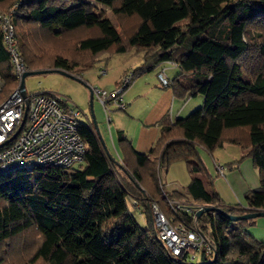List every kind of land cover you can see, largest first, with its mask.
I'll list each match as a JSON object with an SVG mask.
<instances>
[{
	"label": "trees",
	"instance_id": "1",
	"mask_svg": "<svg viewBox=\"0 0 264 264\" xmlns=\"http://www.w3.org/2000/svg\"><path fill=\"white\" fill-rule=\"evenodd\" d=\"M15 6L12 24L28 72L74 77L107 54L135 52L143 65L131 84L171 64L179 70L172 80L160 73L173 96L204 103L185 118L162 120L147 155L120 135L116 157L92 124L80 125L81 168L0 175V264H191L189 254L174 257L160 240L149 215L154 204L173 225L202 235L211 249L201 253L204 264H264V240L249 232L256 219L232 222L216 211L197 218L198 211L170 205L232 216L264 212V0H0V13ZM0 77L10 93L15 76L1 30ZM226 145L239 147L258 170L260 186L246 195L247 207L225 203L201 159L200 148L212 154ZM177 163L191 181L182 192L167 191L164 174ZM128 197L149 227L129 212Z\"/></svg>",
	"mask_w": 264,
	"mask_h": 264
},
{
	"label": "built area",
	"instance_id": "2",
	"mask_svg": "<svg viewBox=\"0 0 264 264\" xmlns=\"http://www.w3.org/2000/svg\"><path fill=\"white\" fill-rule=\"evenodd\" d=\"M16 8L8 13H0V30L15 76V87L8 94H4L5 81L0 77V175L34 168H72L82 164L86 155V146L79 134L78 118L82 112L52 92L28 94L26 91V95L22 94L21 83L28 68L19 52L12 24ZM106 73L105 69L99 72L100 75ZM133 75L126 73L122 84L114 91L92 89L93 97L103 106L107 117L111 108L126 110L123 95L131 85ZM158 78L162 86H168L164 73H160ZM216 171L224 176L226 168L216 164ZM170 205L174 206V212L185 210L190 215L202 209L183 208L173 202ZM133 207L140 214L143 213L138 201H133ZM151 207L160 240L174 257L188 254L190 250L210 253V247L196 229L184 223L173 225L155 204ZM195 258L196 254H193L192 259Z\"/></svg>",
	"mask_w": 264,
	"mask_h": 264
},
{
	"label": "rangeland",
	"instance_id": "3",
	"mask_svg": "<svg viewBox=\"0 0 264 264\" xmlns=\"http://www.w3.org/2000/svg\"><path fill=\"white\" fill-rule=\"evenodd\" d=\"M110 19L115 21L112 16H110ZM185 23V20L181 21L177 26H183V24ZM127 57L128 56H126L125 54H116L113 56L107 54L103 56L101 61L96 63L92 68L86 70L76 69L75 71H73V76L75 77L77 74H79L83 78L82 80L73 79L56 72L30 75L27 76L24 80L25 89L28 94L47 91L55 93L61 99L67 100L69 104L75 106L82 112V116L78 118V122L81 126L91 125L93 109L96 123L98 124V128L103 140L105 139L111 142L110 131H113V133H115L112 138L116 141V131L112 129L113 124L109 126L103 106L96 98H93V108L91 106V90L94 88H99L110 92V90L115 85V82L118 80L119 71L121 70L124 59H126ZM101 69L107 70V73L104 75H100L99 72ZM119 112L124 114V112L122 111ZM109 116L112 117L111 113H109ZM110 148H112V145ZM238 149L239 151H242L237 146L226 145L223 148H219L214 153L210 154L206 150L200 148L201 159L205 163L209 175L213 179L214 187L216 190L220 191V194L226 200L227 198L229 200H233L232 198H236V192L240 189V185L235 176L226 178L225 175V177L220 176V178H218L216 172V162L226 167L227 175L228 173L232 174L234 172H237L242 182L247 183V185L258 179V170L253 167V160L249 157H244L243 159L242 157H239L236 153V150L238 151ZM234 157H239L238 165L242 166V173L240 172L236 164H234L233 162L229 163L230 161L228 160ZM82 166L83 164H77L73 169H79ZM253 169H255V171ZM164 181L165 184L168 185L167 187H165L167 191L182 192L190 183L191 177L187 171L186 165L183 163H177L173 164L169 168L168 172L164 174ZM258 188L259 186L256 189ZM244 200H246L245 197ZM127 205L129 212L134 216L139 226L144 229L149 227L148 217L145 214L141 215L133 208L131 197L127 198ZM257 221H259L258 224ZM262 221H264V217L256 219V225L249 228L250 234L255 233L256 236L259 237L257 238L252 234L257 239L263 238L264 235V225L261 224ZM188 254L190 256L191 264L205 263V261L202 260L201 253L190 250ZM193 254H196L195 260H191V256ZM27 259L28 258L23 257L21 261H26Z\"/></svg>",
	"mask_w": 264,
	"mask_h": 264
},
{
	"label": "crops",
	"instance_id": "4",
	"mask_svg": "<svg viewBox=\"0 0 264 264\" xmlns=\"http://www.w3.org/2000/svg\"><path fill=\"white\" fill-rule=\"evenodd\" d=\"M125 55L128 57L124 59L121 70L119 71L118 80L115 82V85L110 91H114L119 87L120 82L126 73H133L136 69L140 68L143 65L142 54L130 52L126 53ZM163 71L169 80H172L179 73V70L176 66L166 64L162 67L161 70L141 74L124 92L123 99L126 103V110L122 111L124 112V114L119 112V110H117L116 108H111L110 113L112 117L108 116L107 121L109 118V126L113 124L112 129L116 131L117 140L115 141L112 138L115 133H113V131H110L111 142L105 139L104 140L112 155H114L115 153L114 156L117 157L120 153V149L118 147V137L120 135L127 138L136 152H138L139 154H149L154 144L159 140L160 123L162 122V120L167 117L172 121H175L179 118H185L187 115L203 106L204 100L201 96L188 98L186 101L176 99L173 96L171 89L162 86L158 78L159 73ZM111 145L113 149L110 148ZM236 153L239 157H242V151H239L238 149V151L236 150ZM239 157L231 158L228 161H230L229 163H235L236 161H238ZM216 163L218 164V162ZM237 166L242 173V166ZM253 170L255 171V169ZM226 172L227 169L224 173V177L225 175L226 178L235 176V178L239 182L240 189L236 192V198H232L233 200H229L227 198L226 200L220 194L219 190H217V192L220 194L226 204L247 207V203L246 200H244V197H246L249 192L260 186L258 183L259 175L257 180L247 185V183L242 182L237 172H234L232 174L228 173V175L226 174ZM217 177L220 178L218 172ZM167 186L168 185L166 184V187ZM258 223L259 221H257V224ZM261 224L264 225V221H262ZM252 234L256 236L255 233ZM260 239L264 240V235L263 238Z\"/></svg>",
	"mask_w": 264,
	"mask_h": 264
},
{
	"label": "water",
	"instance_id": "5",
	"mask_svg": "<svg viewBox=\"0 0 264 264\" xmlns=\"http://www.w3.org/2000/svg\"><path fill=\"white\" fill-rule=\"evenodd\" d=\"M51 72H56V73H60L62 75H65L67 77H70V78H73L70 74L64 72V71H61V70H41V71H31V72H27L24 74L23 76V80H22V83H21V91H22V94L23 95H26V89H25V85H24V80L27 76H30V75H35V74H41V73H51ZM93 93H92V90H91V106L93 108ZM25 117H26V113H25ZM92 127L96 133V135L98 136V138L100 139L101 143L103 144L104 141H103V138H102V135L100 133V130L98 128V124L96 123V119H95V115H94V112H93V109H92ZM141 192L143 194H145L144 190L141 189ZM220 212L224 215H226L230 221L232 222H239V221H243V220H251V219H258V218H262L264 217V212H257V213H250V214H246V215H243V216H232V215H227L226 213H224V211L222 210H217L215 208H212V207H205L201 210H199L197 213H196V217L199 218L201 217V215H203L204 213H208V212ZM151 211L149 212V215L150 217L152 216L151 215ZM152 219V217H151Z\"/></svg>",
	"mask_w": 264,
	"mask_h": 264
},
{
	"label": "flooded vegetation",
	"instance_id": "6",
	"mask_svg": "<svg viewBox=\"0 0 264 264\" xmlns=\"http://www.w3.org/2000/svg\"><path fill=\"white\" fill-rule=\"evenodd\" d=\"M92 127V126H91Z\"/></svg>",
	"mask_w": 264,
	"mask_h": 264
}]
</instances>
